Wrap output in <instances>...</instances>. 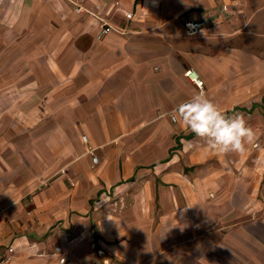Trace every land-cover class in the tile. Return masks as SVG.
<instances>
[{
  "label": "crops",
  "instance_id": "0c3cea01",
  "mask_svg": "<svg viewBox=\"0 0 264 264\" xmlns=\"http://www.w3.org/2000/svg\"><path fill=\"white\" fill-rule=\"evenodd\" d=\"M189 69L253 130L244 153L171 121L200 92ZM57 246L66 264H264V0H0V258L58 264Z\"/></svg>",
  "mask_w": 264,
  "mask_h": 264
},
{
  "label": "clouds",
  "instance_id": "9594fccd",
  "mask_svg": "<svg viewBox=\"0 0 264 264\" xmlns=\"http://www.w3.org/2000/svg\"><path fill=\"white\" fill-rule=\"evenodd\" d=\"M181 123L205 141V150L213 155L244 153L245 144L255 138L241 116L229 117L203 92L196 93L178 108Z\"/></svg>",
  "mask_w": 264,
  "mask_h": 264
},
{
  "label": "built area",
  "instance_id": "2783aa9c",
  "mask_svg": "<svg viewBox=\"0 0 264 264\" xmlns=\"http://www.w3.org/2000/svg\"><path fill=\"white\" fill-rule=\"evenodd\" d=\"M76 10L78 11L79 9H76ZM131 16L132 15L129 13L126 14V18H131ZM205 27H206V22H194V21L188 20L184 23L186 34L189 36H196V35L201 34ZM111 30L112 28L109 25H103L98 33V38L99 39L102 38L103 36L108 34ZM184 76L188 78L189 81H191L198 88L200 92L203 91V81L200 79V77L195 71L191 69L186 70L184 72ZM179 106L176 108L174 114H171L170 116V119L172 122H176L177 118H180L179 113H178ZM81 139H82V142L86 145L87 152L92 156L93 165H96L98 163V158L94 155L93 147L89 145L88 137L86 135H83ZM62 173H64V171ZM8 251H9V255H6L0 258V264H12L11 253H13L14 250L13 248H10ZM53 255L57 258L58 264L67 263V255L63 252L61 246H57L55 248Z\"/></svg>",
  "mask_w": 264,
  "mask_h": 264
},
{
  "label": "rangeland",
  "instance_id": "374dc122",
  "mask_svg": "<svg viewBox=\"0 0 264 264\" xmlns=\"http://www.w3.org/2000/svg\"><path fill=\"white\" fill-rule=\"evenodd\" d=\"M64 171V173H62ZM62 175L66 174L65 169H62L60 172Z\"/></svg>",
  "mask_w": 264,
  "mask_h": 264
}]
</instances>
